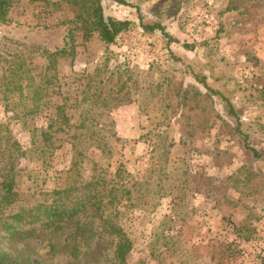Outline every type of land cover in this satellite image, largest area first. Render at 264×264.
<instances>
[{
	"label": "rangeland",
	"instance_id": "obj_1",
	"mask_svg": "<svg viewBox=\"0 0 264 264\" xmlns=\"http://www.w3.org/2000/svg\"><path fill=\"white\" fill-rule=\"evenodd\" d=\"M55 1L12 0L9 22L0 26V54L22 51L35 64L49 62L69 91L71 79L86 74L95 88L96 76L113 86L111 95L121 102L108 110L120 153L108 161L109 171L120 163L146 192H155L136 201L138 208L122 209L120 226L132 242L125 264H224L207 254L222 240L238 247L235 264H264L250 252L254 241L264 248V0H123L131 7L102 0L106 16L128 21L112 44L84 33L69 7ZM134 8L141 23L160 24L174 41L143 31ZM59 49L68 54L46 58ZM39 125L36 120L27 128ZM27 142L26 131L6 121L0 105V184L14 180L18 204L63 186L71 162L65 134H57L49 168L36 173L17 156ZM86 154L98 157L94 150ZM79 170L88 181L91 165ZM231 176L243 195L228 188ZM87 191L61 197L75 201ZM253 234L257 239L247 240ZM0 250L32 264H69L63 254L46 255L43 244L31 249L3 242ZM81 260L114 264L101 247Z\"/></svg>",
	"mask_w": 264,
	"mask_h": 264
},
{
	"label": "trees",
	"instance_id": "obj_2",
	"mask_svg": "<svg viewBox=\"0 0 264 264\" xmlns=\"http://www.w3.org/2000/svg\"><path fill=\"white\" fill-rule=\"evenodd\" d=\"M11 1L0 0V26L9 22ZM112 1L129 6L123 0ZM101 2L102 0H56L53 5L63 3L71 11V21L78 24L84 33H95L103 44H112L116 36L126 30L128 21L106 16ZM134 9L143 31H158L167 43L174 41L160 24L141 23L138 9ZM67 54L65 50L59 49L45 55L46 58L56 59ZM6 55L0 54V105L3 117L26 131L28 139L27 148L18 152V158L34 165L36 173L49 168L52 156L59 147V144H53L55 137L63 133L65 142L70 147L71 162L66 169L64 185L55 186L53 190L47 191L48 197L43 196V199L35 202L18 204L20 195L14 180L4 178L0 184V243L22 242L31 249L43 244L46 255L63 254L69 264H87L82 262L81 255L92 248L101 247L102 251L113 256L114 264H125L132 250V242L120 226L122 209L138 208L136 201L153 196L155 192L153 195L146 192L138 180L128 176L120 163L113 173L109 171L108 161L112 156L119 155L117 147L120 143L115 136L108 107L112 102L120 103V98L111 95L113 86H109L98 76L96 88L93 87L90 75L81 74L78 80L73 77L70 83L73 88L69 91L63 88L66 84L60 83L57 74L50 72L49 62L44 66L35 64L22 51ZM106 61L105 58L103 62ZM80 80L84 83L75 84ZM199 83L206 88L203 81ZM99 108L102 111L95 112L94 109ZM36 120H40L38 127L27 128L28 123ZM244 147L253 157L258 156L252 148L246 145ZM88 150L98 152L96 160L88 158ZM85 162L91 165L92 174L88 181L83 180L79 174V166ZM150 174L152 173L148 171V175ZM148 178L149 176L144 183ZM235 179L232 176L226 179L228 188L243 195L239 185L235 184L238 182ZM127 180L132 181L130 188L125 185ZM78 188L88 191L75 201H66L61 197ZM176 216L181 219L183 214L178 213ZM246 224L244 222L241 226L246 227ZM176 234L179 235L177 232ZM248 239L254 241L257 236L253 234ZM254 243L258 244L257 241ZM214 244L209 245V258L224 264H235L237 256L234 257V254L240 251L234 242L222 240ZM260 249L261 254L256 258L264 261V248ZM0 264L32 263L27 257L20 259L0 250Z\"/></svg>",
	"mask_w": 264,
	"mask_h": 264
},
{
	"label": "built area",
	"instance_id": "obj_3",
	"mask_svg": "<svg viewBox=\"0 0 264 264\" xmlns=\"http://www.w3.org/2000/svg\"><path fill=\"white\" fill-rule=\"evenodd\" d=\"M252 244H254V243H252ZM250 252H251V257H256L257 255L261 254V249L259 248V246L254 244L253 249Z\"/></svg>",
	"mask_w": 264,
	"mask_h": 264
}]
</instances>
